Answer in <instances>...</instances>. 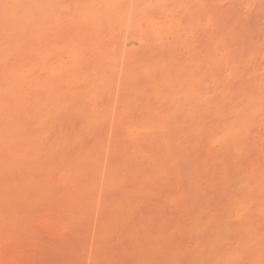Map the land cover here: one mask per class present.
<instances>
[{"label":"bare ground","instance_id":"obj_1","mask_svg":"<svg viewBox=\"0 0 264 264\" xmlns=\"http://www.w3.org/2000/svg\"><path fill=\"white\" fill-rule=\"evenodd\" d=\"M240 1L239 10L222 11L215 0H0L8 48L35 41L34 70L41 69L9 72L0 98L8 93L20 105L19 96L31 89L27 104L42 100L63 116L58 124L64 125L39 136L55 153L52 162L93 169L70 194L81 219L77 228L112 235L122 227L138 248V231L156 228L142 230L150 243L134 264H183L184 258L187 264H264V0ZM59 23L68 26L64 35ZM243 25L248 29L241 31ZM65 47L71 62L48 66V57ZM215 159L222 161L217 176L227 194L221 188L226 197L214 210L202 198L218 184ZM164 184L180 190L169 203L180 208L188 200V226L172 227L173 234L186 228L184 246L175 245L181 234L165 231L166 223L158 231L147 209L131 217ZM161 207L154 210L158 221ZM166 216L168 224L172 215ZM114 261L107 256L106 264Z\"/></svg>","mask_w":264,"mask_h":264},{"label":"rangeland","instance_id":"obj_2","mask_svg":"<svg viewBox=\"0 0 264 264\" xmlns=\"http://www.w3.org/2000/svg\"><path fill=\"white\" fill-rule=\"evenodd\" d=\"M237 1H239V3L241 2L240 0ZM215 2L214 4L217 5V8L218 9L221 8V10L223 9L222 11H227V9L230 10L229 8L230 6L231 9L233 8L235 10L237 8L236 10H239L238 9L239 3L236 2L235 0H229V1L215 0ZM232 5L233 6L235 5V7H233ZM2 8L3 7L0 4V81L3 78L7 77L9 72L21 74L23 71H28L31 73H33L34 71L35 73L40 74L41 69L34 70V67L36 65L34 49L37 46L35 44L36 43L35 41L33 42L31 40H27V41L16 42L15 48L14 47L11 49L8 48V44L4 36V29L2 24V14H3ZM255 13H257V11H255L254 14ZM252 19L251 18L249 19L250 21H252L251 25L254 22V20ZM248 24L250 25V22ZM66 27H68L66 23H61V24L59 23L57 26L58 34L64 35ZM243 27L244 28L241 29V31H244L245 27L246 29H248L247 25L245 26L243 25ZM238 28H242V26ZM126 43L127 44L129 43L128 47L131 46L130 41L128 42L126 41ZM57 47L61 48V44L58 43ZM132 47L133 46L129 48L135 49L136 46H134V48ZM48 61H49L48 66H51L52 68H58L59 65L69 64L71 62V58L69 53L67 52V48L65 47L61 50V52L49 56ZM31 97H32V90L31 89L24 90L21 96H19L21 103L20 105H17L18 104L17 100L11 99L8 93L1 92L0 264H106L107 256L108 257L113 256L116 259V261L112 262L114 264H134L135 263V262L133 263V261H135L134 258H137L138 256L142 255L146 247H148L149 245L148 243H150L149 240H145L144 242L143 241L144 235H141L144 233V230H147L148 228L146 229L144 228V230L142 228L143 233L140 228L141 230L140 233L136 228L137 226H135L136 232L138 231L137 233L138 236H136V238L137 240L139 239L138 241L137 240L136 241L137 243H140L138 244L140 250L138 247H135L133 238L125 239L126 237H128L126 235L127 231L124 232L125 233L124 234L123 233L124 229L122 227H121L122 229L120 228V231L122 233L119 232L118 230L112 235H110V232L107 231L98 232L93 228L89 231H81L82 228H77V225L80 224L81 219L76 216L77 208L73 203L72 195L70 194L73 191L74 184L76 182L78 183L81 180V177L92 175L93 169L87 167L86 171L78 172L75 166L72 165L73 167H71L70 165L66 164V161L62 162L56 157H52L54 159V162L50 160L51 155L55 153L52 150L49 153L47 150L44 149L43 140H41L39 133L43 129L54 131L58 129V127L64 125L65 121L63 120L60 124H58L59 120L63 116L55 114L54 113L55 110L51 108L52 105L46 103L45 101L42 100L39 101V105H37L38 103L27 104L31 99ZM35 111H37V114L35 115L34 118H32L31 115ZM258 128L256 130V128L253 127L252 128L253 131L251 132H254L256 130L254 133L257 135L258 133L261 134L259 136H261L263 139L262 136L263 133H261L263 132L262 131L263 129L260 127ZM255 136H252L251 139L257 140L259 136L257 137ZM262 139L260 137L258 139V142H260V144L253 140L256 144V147L257 144L261 145L264 143V141L263 143H261ZM97 140H98V144H100V137ZM87 143L91 144L90 138L87 140ZM57 153H60V150H58ZM65 155L70 156L71 154L67 152ZM218 160L219 159H215L216 162L211 160L212 162L215 163H212L210 161V165L208 166L211 172L215 170L216 173L214 174V177L216 178L217 182L220 180L219 179L220 176L218 175L219 176L218 177L217 173L223 169L222 161L221 160L218 161ZM217 161L221 163L219 164ZM211 163L214 166V170H212L213 168ZM219 184H220V188L218 187ZM223 184L224 183L221 180L220 182H218L217 184L218 186L216 185L217 188L216 186L214 187L215 191L214 189L213 191H211L212 190L211 189L208 192L206 199H204L205 197L202 198L204 204L209 206V208L213 206L215 210L221 206L223 201L222 196L224 195L223 191L225 194H227L226 193L227 189L225 190L223 189V187L226 188L225 186H223ZM170 186L173 187V185L171 184ZM170 186L168 184L158 186L157 188H159V190L156 188V191L158 195H160L161 193L159 198L155 191L153 193L154 197L152 196L150 197L151 199L150 198H148V200L146 199L147 203L145 204L142 203V202H146L145 199L144 200L142 199L143 201L141 200L142 202L140 203V206L137 208L138 210L136 209L134 213H132L131 217L133 215H134L133 217H137L141 215L140 212L142 213V217H143L145 216V212L148 210L146 215L148 213L150 214L148 216L153 218L151 219V221H155L157 219L156 220L157 230L160 231L159 229L161 228L164 229L165 227L164 225L166 223V226L169 229L165 230L166 229L165 227L164 230L170 233H172V230H174L172 228L174 225L181 224L179 222H184L186 226H188L189 222H187V217H186L188 215L187 212L189 213L188 210H190L187 207L189 206L188 200L186 199V197L184 198L182 192H181L182 194L179 193L181 196L178 195V197L182 198L183 196L184 198L183 200H181L182 203H180L181 204L180 208L178 207L181 213L184 212L181 215V213L178 211L177 208L179 202H176L177 204L176 206L174 201L171 202L174 199L173 196L175 194L174 190L178 185L177 186L174 185L175 187L173 189ZM221 188L223 189V191ZM177 189L179 190V187H177ZM259 189L260 188L256 189L255 192L260 193L262 188L260 190ZM178 192H180V190L176 192V196ZM217 194L218 196H216ZM262 194H264V191L262 192ZM169 195L172 196L173 198V199L171 198L172 200L169 198L171 200L170 203L174 204L172 205V207L174 206L177 208V210H175V208L173 207L176 213V218L172 217L173 214L175 216V213L170 212V210L173 211L172 207L171 206L167 207L168 204L170 205L169 200L167 201ZM163 196L164 198H166V201L168 202V203L165 202L167 203V205L163 203V199H164V198L162 199ZM176 196L174 199L175 201H176ZM178 197L177 200H180ZM223 197H226V195H224ZM207 198H209V200ZM216 199H218L219 202ZM85 200H87V197H84L82 199V201ZM153 200H155V202L157 203L160 202L159 203L160 205H156L157 203H155ZM184 201H186L185 203L188 204L186 207L183 204ZM151 202L153 204L155 203L154 204L155 207H152ZM182 204L184 207H182ZM163 205L165 206V209L162 210ZM150 207H152L151 212L153 213L155 212L154 210L158 211V207L159 208L161 207V210L163 212L159 211L160 213L159 219L163 214L161 218L163 219V221L165 220L164 218H167L166 215H172L171 218H173L174 220L171 221V218L168 216L170 218L169 219L170 221L168 220V224H167V220L166 222L165 221L162 222L161 219L160 221H158V213L155 212L157 213L156 215L154 213L155 217L154 215L152 216L153 213L149 211ZM143 208L145 209V212L143 211L144 210ZM184 210L187 212L185 213ZM136 211H140V212H136ZM177 214L180 215V218ZM133 217L132 219L134 220L135 218ZM215 217L217 216L215 215ZM133 220L132 221L130 220L131 223L133 222ZM136 220L134 222H136ZM157 222L159 224H157ZM160 224H162L163 226L161 227ZM182 224L180 225L181 227H183ZM158 225H160V227H158ZM169 225L171 226L172 229L170 228ZM186 226L184 225V227ZM126 229L128 231L130 230L127 227L125 228V230ZM150 229L151 230L149 229L148 230L152 232L154 230L156 231V228L155 229L150 228ZM184 231H186V228H181V230L177 231L178 233L177 232H174V234L172 233L173 235L177 234L176 236H178L179 234L183 236L184 234V237L182 238L180 235L178 236L180 240L177 237H176L177 240L173 238L176 241V242L174 241L175 245L177 243H178L177 246H179V243L181 246L186 245V244L182 245L183 240L184 243H187V237L185 234L186 232ZM123 235L125 238L123 237ZM122 237L126 241L125 243L123 241L124 239L122 240V243L123 242L125 243V244L123 243L124 246L119 243L121 242ZM140 237L142 238V240ZM119 245L122 246V249L119 248L120 247ZM133 246L137 250L134 249ZM126 252L127 253L133 252V253L127 254ZM147 261L145 260V264H147L146 263ZM187 262L189 263V260L187 258L186 259L184 258V260H182L183 264H187ZM140 263L141 262L139 260L138 262L136 260V264H140ZM150 263L157 264L158 260L155 263L149 261L148 264Z\"/></svg>","mask_w":264,"mask_h":264}]
</instances>
